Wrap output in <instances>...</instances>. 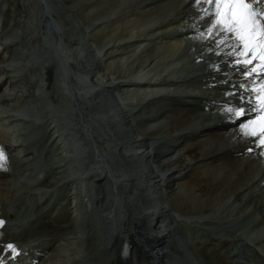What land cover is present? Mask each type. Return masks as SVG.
<instances>
[{
  "label": "bare ground",
  "instance_id": "bare-ground-1",
  "mask_svg": "<svg viewBox=\"0 0 264 264\" xmlns=\"http://www.w3.org/2000/svg\"><path fill=\"white\" fill-rule=\"evenodd\" d=\"M8 1L0 0V145L11 170L0 172V219L5 221L0 245L31 244L37 253L36 264H51L50 254L58 264H264V148L244 150L245 144L256 142L241 135V119H231L224 112L225 106H239L240 95L261 82L250 81L234 66L232 57L224 55L229 48H216L219 37L194 38L197 29L206 31L207 19L193 0H64V4L35 0L40 22L32 32H40V43L22 32H27V24H22L17 14L6 11ZM77 32L83 33L76 38ZM38 48H47L49 57H59L52 65L56 75L50 84L66 92L56 107L63 103L70 112L58 108L61 114L57 111L55 115L56 100H47L45 93L46 104L38 106L35 95L40 91H33L29 78L30 72L46 67H34L32 57ZM172 93L179 97H169ZM178 99L197 111L180 109L173 104ZM75 113L80 122L73 123ZM59 114L64 120L61 125ZM32 118L42 119L35 132L40 133L44 146L36 155L35 147L28 143ZM249 118L255 117L245 116L243 122ZM68 132L77 138L69 137L71 140L79 141L81 164L77 146L68 143ZM49 150L53 154H47L48 166L61 170L60 179L72 192L59 214L69 227L53 224L52 231L44 228L38 232L39 228L35 235L8 234L7 227H18V231L29 228L25 222L18 225L25 203L16 202L26 200L28 193L21 197L16 189L19 179L28 174L41 179L45 168L40 169L37 156ZM231 153L236 155L230 157ZM93 167L100 172L95 173ZM217 168L224 172L213 175ZM94 175L98 184L105 183L107 193L101 186L94 191ZM50 179L33 186L32 190H40L36 199L50 190L45 188ZM159 192L162 197L156 195ZM91 199L94 203L90 205ZM226 205L228 211L215 210ZM91 209L97 213L86 229V246L82 247L80 240L85 234L81 233V221L75 222L74 230L72 224ZM56 210L57 205L45 212L51 215ZM239 218L244 221L233 227ZM221 220L232 227L222 232L216 227ZM190 224L200 235L186 236ZM97 230L101 231L98 235ZM106 230L114 237L111 249H106L105 243L110 242ZM253 235L259 240L247 242ZM125 243L129 250L123 258Z\"/></svg>",
  "mask_w": 264,
  "mask_h": 264
},
{
  "label": "snow or ice",
  "instance_id": "snow-or-ice-1",
  "mask_svg": "<svg viewBox=\"0 0 264 264\" xmlns=\"http://www.w3.org/2000/svg\"><path fill=\"white\" fill-rule=\"evenodd\" d=\"M193 3L202 18L207 19L206 31L197 29L194 38L212 40L219 37L215 39L216 48H229L224 55L232 57L234 66L250 81L253 77L262 81L258 87L247 89L240 95L239 106H225L224 112L231 119H241V135L253 138L258 147L264 148V7L260 6L261 0H193ZM239 87L243 89L244 85ZM245 116L255 118L243 122ZM7 160L4 147L0 145V168L6 166ZM4 225L5 221L0 219V228ZM5 250H9L13 258L19 254L12 243L7 244ZM0 264H3L2 259Z\"/></svg>",
  "mask_w": 264,
  "mask_h": 264
},
{
  "label": "rangeland",
  "instance_id": "rangeland-1",
  "mask_svg": "<svg viewBox=\"0 0 264 264\" xmlns=\"http://www.w3.org/2000/svg\"><path fill=\"white\" fill-rule=\"evenodd\" d=\"M56 1H59V3H61L62 2V4H64L65 3V1L64 0H56ZM95 3V2H94ZM37 4V5H36ZM35 5V6H34ZM39 5V3L37 2H35V0H10V2L8 1V4H6V11H8V13H10L12 16H19L18 18H20V21L22 22V24H24L25 23V25H26V27H27V32L25 33L24 31H22L25 35H28L30 38H32V39H34V42H37V43H40V39H41V34H40V32H38V34H36L35 35V33H33L35 30L34 29H37V27H39V22H40V16H38L37 15V12H38V8H36V6H38ZM127 5H129V3H127L126 4V6ZM34 7L33 8V10L31 9V7ZM37 10V11H36ZM65 10H59V12L60 13H63ZM17 14V15H16ZM55 14H56V12H55ZM27 21V22H26ZM85 23V25L87 24V21H85L84 22ZM36 25H38V26H36ZM34 27V28H33ZM30 28V29H29ZM30 31H31V33H30ZM33 31V32H32ZM81 33H83V32H80V34ZM78 34V35H77ZM80 34L77 32V33H75L74 34V37H79L80 36ZM76 35V36H75ZM23 36V34L20 32V37H22ZM36 37H38L37 39H36ZM64 37H65V41H67V38H66V36L64 35ZM19 39V38H18ZM39 40V41H38ZM41 44H38L37 46H40ZM32 46V45H31ZM39 49V48H38ZM47 53H48V49L47 48H40L39 49V51H38V55L37 56H33L32 58H34V60H35V65H34V67L35 66H41V65H46V67H44V69H42L41 70V68L39 69V71H37L36 73H34V72H30V74H29V78H31L30 79V84L34 87V88H32L33 89V91L34 90H39L40 92L42 91V92H44L45 93V95H46V97H47V100H56V101H52L53 103H55V104H57V101H59V100H61V97L63 96V93L58 89V86L57 85H51L50 84V81L52 80V82H53V80L54 79H52V75H54V77H55V75L56 74H54V69L52 68V65L53 64H55V63H58V59H59V57H58V59L57 58H54V57H56L54 54H53V56H51V57H49V55H47ZM49 54V53H48ZM89 54V53H88ZM90 55V54H89ZM26 56V55H25ZM90 56H93V55H90ZM23 58H24V55H23ZM96 61V60H95ZM100 61V60H99ZM101 63H103V61H100ZM70 66V65H69ZM104 67H105V63H104ZM108 69V68H107ZM158 70H159V68H157ZM56 70H58L57 72L59 73V71L61 70V68L60 69H56ZM157 70V71H158ZM110 72H114V71H110ZM42 78V79H41ZM40 79V80H39ZM51 79V80H50ZM43 80V81H42ZM55 81V80H54ZM203 80H200V82H202ZM51 82V83H52ZM37 84H44L45 85V87H43V89L41 88V87H39V86H36ZM49 86H53V87H51V89H49L50 87ZM36 87H38V88H36ZM56 87V88H55ZM42 89V90H41ZM49 89V90H48ZM31 93H32V90H31ZM37 93H38V91H37ZM54 95V96H53ZM35 97H36V95H35ZM37 98V97H36ZM173 98V97H172ZM176 98H178V97H176ZM41 99L42 98H40L39 97V100H38V102L39 101H41ZM175 99V98H174ZM47 100L46 99H43L41 102H42V104H41V106H43L44 105V103H46L47 102ZM169 102L171 103L172 101H171V98H170V100H169ZM65 103H66V101H65ZM68 104V103H67ZM173 104H176V106L177 107H179L180 109H184V108H188V109H192V107H188V106H186V105H184V104H182V103H180L179 102V99H178V102H175V103H173ZM181 104V105H180ZM48 107V106H47ZM59 109H62V110H66V111H68V112H70V109H68L63 103L58 107ZM39 109V108H38ZM192 110H196L197 111V108H193ZM77 115V113H75L72 117H73V123H75L76 121H78V122H80V120H81V118H78V116H76ZM75 118V119H74ZM35 120H33V121H29L30 123H28L29 124V126H30V124L32 125V126H30V128L32 129V130H37L38 131V129H40L41 127L39 126V127H35L37 124H34L35 122H34ZM93 124H95L96 122L95 121H93L92 122ZM102 123H104V122H102ZM35 125V126H34ZM142 126L144 125L143 123L141 124ZM39 132H40V130H39ZM104 133H106L105 131H104ZM40 138H41V135H40V133H39V136L35 139V138H32L30 141H32L31 143L30 142H28L30 145L32 144V147L34 146L35 148V150H37V148H38V151H36V154L37 153H39V151L41 152L42 150H39V147H40V149H42L43 148V146H44V142L41 140V142H40ZM40 142V144H38ZM37 147V148H36ZM84 148H85V146H82V150H84ZM86 149V148H85ZM34 151V150H33ZM45 154V155H44ZM49 153L47 152V153H45V151H43L42 153H40V155H38L37 156V159H38V161H39V159H40V161H39V166H47V168H45V176H44V178L46 179V180H48L49 178H51L50 179V181L48 182L49 183V185H47V186H45V188H49L50 190H51V192L53 193V195H55L54 196V202H56L57 201V203H55L54 204V206L55 205H57L58 206V210H56V215H54V214H51V217H50V214L48 213V212H45V208L44 207H47L48 205H46V206H43V207H41V205H40V207H39V204L34 208V210L33 211H31L29 208H27L26 207V200L24 199L25 197L23 196L24 195V193L23 192H20V190L22 189V187H23V185H24V183L23 182H20V180H19V187H17V189L16 190H18L19 192L17 193L18 194V196L21 194V197H24L23 199H18V200H16V202H17V204L19 203V205H22V204H24L25 203V205H23L24 207V209L22 208V213H21V218H20V220L22 221L23 219H24V216L26 217L27 215H29V213H32V215L33 214H35L34 216H33V219L31 220V222H30V225L28 226L29 228H26V227H22V229H21V231H23L22 232V235H21V237H23L24 235H26V234H33V235H35L34 234V232L36 233L37 232V229H39L38 230V232H41V231H52V229L51 228H53V229H55L54 227H53V224L55 225V227L57 228V227H59V226H63V223H67L65 220H62V219H59V214H61L60 213V210H61V212H63L64 211V208H66V205H67V200H66V197H68L69 195L71 196L72 195V192H70V191H68L67 190V188L64 186V184H63V179H60L61 178V170L59 169V171L57 172V170L56 169H54L53 167H50L51 165H49L48 166V164H49ZM89 155H92V154H90L89 153ZM43 156V157H42ZM230 157L232 156V157H234V154H230L229 155ZM41 157V158H40ZM48 157V158H47ZM88 157V156H87ZM90 157V156H89ZM43 158H44V161H42L43 160ZM91 158V157H90ZM46 159H47V161H46ZM125 162H127V160L125 161ZM41 163H43V164H41ZM88 164V167H89V165L90 164H92L91 163V161L90 162H88L87 163ZM150 164V163H149ZM7 166V165H6ZM54 166H57V164H54ZM47 169H49V171L47 170ZM218 172H220L221 174L224 172V171H221V170H219L218 171V168L217 169H215V171L213 170V175L215 174H219ZM47 174V175H46ZM58 174H59V176H58ZM99 174V173H98ZM53 175H54V177H53ZM49 176V177H48ZM56 176H58L59 177V180H57L56 181ZM48 177V178H47ZM29 178H32V179H34L33 178V176H30ZM54 178V179H53ZM95 178V175L94 176H92V182H94V191L96 192L97 191V188H99L100 186V189H102L103 190V193L105 194V193H107L106 191H105V183H103L102 185L99 183L98 184V182L95 180H93ZM25 179H27V178H25ZM36 179V178H35ZM44 179V180H45ZM41 180H43L42 178H41ZM40 179L37 181V183H39L40 181H41ZM60 180H61V182H60ZM27 182L28 181H30V180H26ZM0 182H1V180H0ZM60 182V183H59ZM36 182L33 184V185H31L30 187H33L34 185H36L37 184ZM75 185H77V183L75 184ZM0 186H2V184H0ZM156 187H158V186H156ZM39 188H43V187H38V189ZM52 188V189H51ZM77 188V187H76ZM75 188V189H76ZM75 189H73L72 191H75ZM107 189V188H106ZM94 191H92L91 190V193L92 194H94L95 192ZM69 192V193H68ZM22 193H23V195H22ZM26 194V193H25ZM42 194H44V193H42ZM64 194V195H63ZM68 194V195H67ZM156 194V193H155ZM44 195H46V193L44 194ZM76 195V194H75ZM95 195V194H94ZM156 195H160L161 196V192H159V194H156ZM65 196V197H64ZM73 196H71V198H72ZM75 197V196H74ZM146 198H148L147 196H145ZM151 197L153 198V195H151ZM162 197V196H161ZM31 198V197H30ZM34 198V200H37L36 198H38L36 195H34V196H32V198L31 199H33ZM69 198V197H68ZM105 198H103V200H104ZM149 199V198H148ZM22 200V201H21ZM52 200V199H51ZM95 200H97L96 199V197H95V199H94V201ZM21 201V202H20ZM94 201H92V199H91V202L89 203L90 205H91V203L93 202L94 203ZM83 203V202H82ZM99 204L98 205H100V202H98ZM103 203V202H102ZM81 204V203H80ZM84 204V203H83ZM89 205V206H90ZM53 206V207H54ZM227 206V207H226ZM226 206H222L221 208H219V209H217V207H215V210H218V211H220L221 209V211H223V210H227L228 211V205H226ZM70 207V206H69ZM79 207V209H78V211L80 210L81 211V209H80V206H78ZM86 207V205L84 204V208ZM99 207V206H98ZM226 207V208H225ZM71 208L72 207H70L69 208V211H71L70 212V214L71 213H73V211L71 210ZM43 209V210H42ZM77 209V208H76ZM92 210V209H91ZM225 210V211H226ZM19 211V210H18ZM42 211V212H41ZM97 211H98V214H100L99 213V209L97 208ZM44 212L47 214H44ZM96 210L93 212V210L89 213H85V215H84V217H82V219L84 220H82L81 219V222H80V229H81V233L82 234H85V236H84V238L82 239V240H80V242L82 243H80V246H82V247H85L86 246V240H85V238H87V236H86V234L88 233L87 232V230H88V228L90 229V227H89V225H90V223L92 222V217H94V215H96ZM41 215H42V217H41ZM46 215V216H45ZM52 215H53V217H52ZM89 215V216H88ZM219 215V214H218ZM100 216H102V214H100ZM102 217H104V215L102 216ZM23 218V219H22ZM39 218V219H38ZM40 218H42V219H40ZM132 218V217H131ZM36 219H38V220H36ZM46 220V221H45ZM88 220H89V223H88ZM91 220V221H90ZM179 220H181L180 218H179ZM21 221H19V222H21ZM35 221H36V223H35ZM40 221V222H39ZM55 221H57V222H55ZM71 221H72V217H71ZM164 221V220H163ZM244 221V218H239L236 222H235V224L233 225V227L235 226V225H238V226H240V224L242 223ZM45 222H46V224H45ZM225 222V224L223 223V221L221 220L220 221V223H218L217 222V224H216V227L218 226V228H219V230H221L222 232H226V230L227 229H229L230 227H232V225L231 226H227L229 223L227 222V220H225L224 221ZM33 223H34V225H33ZM38 223H40V225L38 224ZM49 223V224H48ZM50 223L52 224V225H50ZM227 223V224H226ZM224 224V225H223ZM17 225V224H16ZM36 225H38V226H36ZM57 225V226H56ZM70 226H72L71 224H69ZM84 225V226H83ZM193 224H190V226L186 229V236H187V234H189V235H191V234H195L196 236H198V235H200V233H195V232H193V230H194V228L192 227L191 228V226H192ZM31 226H33L34 228H32ZM37 228H36V227ZM237 226V227H238ZM42 227H43V229H42ZM69 227V226H68ZM221 227H222V229H221ZM225 227V228H224ZM8 228V227H7ZM31 228H32V231H31ZM36 228V229H35ZM44 228H45V230H44ZM104 228V227H103ZM103 228H102V231H103ZM84 229V230H83ZM87 229V230H86ZM193 229V230H192ZM34 230V231H33ZM73 230H74V226H73ZM101 230V229H100ZM99 230V231H100ZM192 230V231H191ZM99 231L97 230V232H95V234L96 235H98L99 234ZM188 231V232H187ZM85 232V233H84ZM25 233V234H24ZM100 233H101V231H100ZM198 234V235H197ZM256 235H258V234H256ZM253 236H255V235H253ZM256 237V236H255ZM258 237V236H257ZM88 241V240H87ZM176 241H177V239H176ZM114 242L115 241H113L112 242V245H114ZM178 243H177V247L179 248V246H180V243H179V241H177ZM85 243V244H84ZM108 243L109 242H107V243H105V244H107L108 245ZM112 245H109V246H107V248L106 249H111V247H112ZM103 246H105V245H102V247ZM184 249V248H183ZM183 249H181V250H183ZM91 251V250H90ZM191 251H193V250H191ZM92 252V251H91ZM132 259H133V253H132ZM262 261H264V259H261Z\"/></svg>",
  "mask_w": 264,
  "mask_h": 264
},
{
  "label": "water",
  "instance_id": "water-1",
  "mask_svg": "<svg viewBox=\"0 0 264 264\" xmlns=\"http://www.w3.org/2000/svg\"><path fill=\"white\" fill-rule=\"evenodd\" d=\"M44 6H46L45 4H43ZM46 13H47V10H46ZM54 28H52V33H51V35H53V36H55V32H54V30H53ZM55 40H57V39H55ZM36 56H37V53H36ZM72 88V87H71ZM62 93H66L65 91H61ZM54 106H55V108H54V110H55V112H54V114L56 115V112L58 111V112H60V114H61V111L58 109V107H56V104H53ZM58 115V118H61V115ZM83 116H85V118L87 119V121L89 122V123H91V120H90V118H89V116L85 113ZM63 118V117H62ZM62 118H61V122L59 121V124L61 125V123L64 121V120H62ZM63 128H68V126H66V127H63ZM68 134V139L69 140H71V138L74 136L75 138H76V136H75V134H73L72 132H68L67 133ZM69 137H71V138H69ZM77 139V138H76ZM76 139H72L70 142H74L73 144H75L76 146L78 145V140H76ZM79 151H81V147L79 148L78 146L76 147V150H75V153H76V156H77V161H79L78 163L79 164H81L82 162L80 161L81 159H82V152L81 153H79ZM100 158H98V160L97 161H100L99 160ZM86 161H88L87 159H86ZM81 162V163H80ZM90 166V165H89Z\"/></svg>",
  "mask_w": 264,
  "mask_h": 264
}]
</instances>
